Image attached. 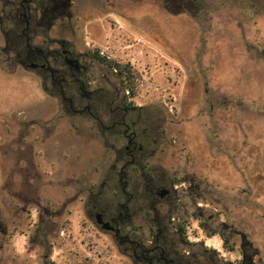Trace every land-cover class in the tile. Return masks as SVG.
<instances>
[{"label":"rangeland","instance_id":"obj_1","mask_svg":"<svg viewBox=\"0 0 264 264\" xmlns=\"http://www.w3.org/2000/svg\"><path fill=\"white\" fill-rule=\"evenodd\" d=\"M58 24L133 70L134 95L107 64L92 72L108 101L142 108L164 141L152 160L185 179L180 247L204 264H264V0H70ZM18 61L0 23V264H135L87 206L91 188L117 187L120 143Z\"/></svg>","mask_w":264,"mask_h":264},{"label":"flooded vegetation","instance_id":"obj_2","mask_svg":"<svg viewBox=\"0 0 264 264\" xmlns=\"http://www.w3.org/2000/svg\"><path fill=\"white\" fill-rule=\"evenodd\" d=\"M0 2L2 30L18 62L50 82L69 112L95 121L113 148L120 143L121 155L115 164L117 187L110 195L106 183L101 182L100 188H91L87 196L89 214L96 225L102 228L101 218L119 229L118 235L112 229L107 232L114 234L118 248L135 264H204L198 262L196 252L180 247L174 235L176 227L181 228L174 213L185 179L169 174L161 160H152L157 146L164 142L159 139V129L144 122L142 108L127 103L120 92L108 101L104 86L92 72L94 63L101 62L97 52L89 54L60 37L57 22L67 17L70 0ZM123 140L125 144H121ZM116 193L121 200L115 198ZM135 218L144 224L140 238L131 226Z\"/></svg>","mask_w":264,"mask_h":264},{"label":"trees","instance_id":"obj_3","mask_svg":"<svg viewBox=\"0 0 264 264\" xmlns=\"http://www.w3.org/2000/svg\"><path fill=\"white\" fill-rule=\"evenodd\" d=\"M96 56L101 62L107 64L109 67L117 71L120 75H122L125 78V81L127 83L126 88L128 89V91H130L132 95H134L135 94V90H134L135 74L133 73V70L131 69V67L127 64H120L114 59L107 58L106 56H102L99 54V51L97 52ZM222 238L225 243H227L229 240L228 235H222Z\"/></svg>","mask_w":264,"mask_h":264},{"label":"water","instance_id":"obj_4","mask_svg":"<svg viewBox=\"0 0 264 264\" xmlns=\"http://www.w3.org/2000/svg\"><path fill=\"white\" fill-rule=\"evenodd\" d=\"M98 222L99 223H101L102 224V229L103 230H115L116 231V235H118V233H119V229H116L114 226H112L111 224H110V222H105V221H103L101 218H98Z\"/></svg>","mask_w":264,"mask_h":264}]
</instances>
